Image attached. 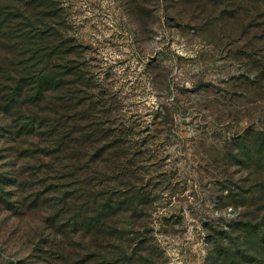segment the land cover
Segmentation results:
<instances>
[{
  "label": "rangeland",
  "instance_id": "rangeland-1",
  "mask_svg": "<svg viewBox=\"0 0 264 264\" xmlns=\"http://www.w3.org/2000/svg\"><path fill=\"white\" fill-rule=\"evenodd\" d=\"M58 1L62 45L72 43L85 79L75 86L74 116L88 122L74 123L81 143L93 146L97 191L152 201L147 226L160 254L153 264H207L212 240L240 211L228 195L246 173L224 165L230 142L264 129V0ZM9 146L0 138L4 172L14 162ZM5 185L3 199L23 201ZM6 209L0 254L35 264L25 232L45 213L19 218Z\"/></svg>",
  "mask_w": 264,
  "mask_h": 264
},
{
  "label": "trees",
  "instance_id": "trees-1",
  "mask_svg": "<svg viewBox=\"0 0 264 264\" xmlns=\"http://www.w3.org/2000/svg\"><path fill=\"white\" fill-rule=\"evenodd\" d=\"M58 3L0 0V138L14 161L9 172L0 170V192L9 184L23 195L13 205L0 196V208L19 218L45 213L25 232L35 264H153L160 254L147 226L152 201H115L92 181L91 169L100 171L93 146L81 143L74 123L88 122L74 116L75 86L85 79L72 63V43L62 45L67 22ZM230 143L224 165L246 173L228 195L240 211L212 240L206 262L264 264V129L237 133ZM100 168L105 176L114 172ZM0 264L16 263L0 254Z\"/></svg>",
  "mask_w": 264,
  "mask_h": 264
}]
</instances>
